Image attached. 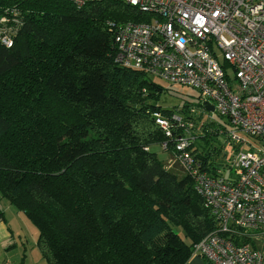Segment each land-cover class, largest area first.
Wrapping results in <instances>:
<instances>
[{"label":"trees","instance_id":"1","mask_svg":"<svg viewBox=\"0 0 264 264\" xmlns=\"http://www.w3.org/2000/svg\"><path fill=\"white\" fill-rule=\"evenodd\" d=\"M6 8L18 24L12 46L0 42V198L37 229L47 264H184L213 231L250 241L221 231L192 176L150 150L191 136L198 169L223 174L238 145L223 116L163 107L168 85L114 62L117 30L148 12L125 0H0V17Z\"/></svg>","mask_w":264,"mask_h":264},{"label":"built area","instance_id":"2","mask_svg":"<svg viewBox=\"0 0 264 264\" xmlns=\"http://www.w3.org/2000/svg\"><path fill=\"white\" fill-rule=\"evenodd\" d=\"M70 1L80 7L91 0ZM125 1L148 12L150 19L117 30L114 62L167 85L195 89L198 106L208 116L225 117L228 138L238 145L224 175L218 174L220 169L216 174L198 169L189 150L191 136L180 134L174 141L167 167L177 163L192 176L221 231L243 229L250 239L235 244L213 231L194 245L192 255L210 264H264V251L257 246L264 236V0ZM17 24V12L6 8L0 17V42L7 47ZM207 105H213V111ZM156 115L171 136L168 120ZM171 116L184 127L178 112ZM160 145L168 151V142Z\"/></svg>","mask_w":264,"mask_h":264},{"label":"rangeland","instance_id":"3","mask_svg":"<svg viewBox=\"0 0 264 264\" xmlns=\"http://www.w3.org/2000/svg\"><path fill=\"white\" fill-rule=\"evenodd\" d=\"M218 59L224 63L222 54H219ZM230 71L233 74V71ZM161 82L167 85L165 82ZM197 94V91L189 86L170 84L168 89L161 95L158 103L166 108L181 106L184 102L196 106L199 104ZM196 111L199 113V108H196ZM218 119L223 123L225 122L226 128L230 127L225 117ZM220 138L227 139L226 133L220 135ZM257 145L262 146L261 144ZM227 147L229 148L230 145L227 144ZM150 150L155 152L164 164L169 163V160H171V153L163 150L158 143L150 145ZM174 164L175 167L179 166L181 168L179 164ZM228 173L229 171L226 170L224 175H228ZM0 210L4 211V217L1 219L4 220L1 222L5 223L4 226H0V264H19L22 259L26 264H47L36 245L37 229L25 214L10 204L6 198H0ZM16 214L23 218L22 222H20V219L15 221L13 217L14 215L16 217ZM263 242L264 236L257 240V246L262 248ZM262 250L264 251L263 248Z\"/></svg>","mask_w":264,"mask_h":264},{"label":"crops","instance_id":"4","mask_svg":"<svg viewBox=\"0 0 264 264\" xmlns=\"http://www.w3.org/2000/svg\"><path fill=\"white\" fill-rule=\"evenodd\" d=\"M0 211H1V210H0ZM1 212H2L3 216L0 218V226H4L5 223L1 222V221L4 220V219L1 220V219L4 217V211H1ZM13 218L15 219V221H17V220L20 219V222H22L21 220H23V218H22L21 216L17 215V214H16V217H15V215H14ZM25 256H26V255H25ZM26 258H27V257H26ZM26 258H25V260H26ZM24 264H26V263L24 262ZM184 264H210V262L207 261L205 258H202V257H200V256H197V255H191V256L189 257V259H188Z\"/></svg>","mask_w":264,"mask_h":264},{"label":"water","instance_id":"5","mask_svg":"<svg viewBox=\"0 0 264 264\" xmlns=\"http://www.w3.org/2000/svg\"><path fill=\"white\" fill-rule=\"evenodd\" d=\"M206 108H207L209 111H213V105H207Z\"/></svg>","mask_w":264,"mask_h":264}]
</instances>
